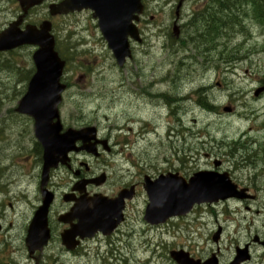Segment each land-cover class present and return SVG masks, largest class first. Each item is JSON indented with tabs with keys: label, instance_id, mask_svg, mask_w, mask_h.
Segmentation results:
<instances>
[{
	"label": "rangeland",
	"instance_id": "1",
	"mask_svg": "<svg viewBox=\"0 0 264 264\" xmlns=\"http://www.w3.org/2000/svg\"><path fill=\"white\" fill-rule=\"evenodd\" d=\"M172 1H147L146 15L140 25L142 43L134 47L133 60L123 68L116 66L90 12L50 19L48 3L29 12L25 20L33 24L46 17L52 22L57 51L67 65L64 83L68 88L62 96L60 109L65 127L76 129L74 127L83 124L95 125L104 135L113 130L108 143L114 150H119L125 143L128 144L126 148H132L131 151L124 150L126 165L138 162L142 169L156 168L154 175L157 170L186 173L192 168L195 169L191 172L194 174L197 170H208L214 161H220L221 171H231L236 179L239 176L240 180L246 181L249 172L245 168L234 172L233 165L239 160L234 158L230 161L226 154L231 150L235 155L243 144L246 150L236 157L244 159L253 154L254 160L256 156L261 158L256 151L259 143H264V93L254 98L253 92L260 86L259 78L264 75V52H260L264 38L248 23L250 37L235 36L229 48L218 53L212 48L205 51L209 43L197 41L195 29L189 26L193 11L198 13L199 9L196 1L187 0L181 12L184 26L180 37L177 41L172 37L170 42L168 36L173 13L167 5ZM19 13L16 0H0V29L15 20ZM237 45L246 52L250 51L248 59L227 72H222V66L215 69L218 56L226 59L229 65L234 63L231 61L232 49ZM253 50L257 53L252 54ZM33 52L32 48H23L0 54V167L11 182L10 191L16 193L22 184L30 196L28 201L33 196L34 204L38 202L37 174L32 173V168L26 172V166L20 163L26 159L21 145L27 137L31 139L32 128L28 120L12 115L20 91L27 78L31 77ZM167 70L173 73V81L161 82ZM200 88L208 89L209 96L208 93L204 96L216 106L214 113L206 112L200 103L202 109L198 107L195 97L189 95ZM167 89L178 98L170 108L159 107L147 97V93H163ZM185 96L190 101L182 100ZM167 109H172L173 115L167 114ZM128 129V134L121 133ZM167 130L170 134L174 130L171 140L166 137ZM235 143L238 145L236 148ZM178 151L188 152L192 157L190 160H194L183 161L178 157ZM11 154L16 156L9 157ZM185 164L188 168L183 171ZM110 166L108 172L114 177L122 173V167H126L112 163ZM136 173L137 169L131 166V180L135 179ZM258 185V199L248 205L251 208L249 212L243 205L232 204L228 210L216 208L215 215L209 211L202 212L201 216L194 213L184 221H171L163 229L152 230L143 224L145 198L139 193L128 208V223L122 235L114 238L110 246L101 243L97 249L92 246L87 256L65 257L55 243L44 264H148L149 259L150 264H174L169 258V252L174 249H182L199 259L209 258L211 253L218 251L219 264H227L233 257L235 246L251 241L254 235H264V179L258 180ZM23 200L20 195L10 200L14 216L18 219L26 217L32 207L24 205L27 200ZM218 227L222 229V235L216 245L212 237ZM262 255L260 249L253 247L248 264H264ZM60 258L63 259L57 261Z\"/></svg>",
	"mask_w": 264,
	"mask_h": 264
},
{
	"label": "water",
	"instance_id": "2",
	"mask_svg": "<svg viewBox=\"0 0 264 264\" xmlns=\"http://www.w3.org/2000/svg\"><path fill=\"white\" fill-rule=\"evenodd\" d=\"M43 1L19 0L21 6L26 8L38 5ZM81 10L93 12L92 16L97 19L100 32L115 56L128 55L126 37L134 38L135 36L132 22L137 21L136 14L141 12L140 0H64L58 6H51L50 14L60 15ZM23 12L26 13L25 8H23ZM20 22L21 20H18L13 23L7 31L0 35V51L27 44L40 48L33 57L37 74L30 83L26 96L20 102L19 109L20 112L34 117L35 136L44 149V156L48 160H53L54 156H65L72 149L73 145L71 146L70 143L72 136L81 133L69 131L67 133L72 134H66L61 138L56 134V130L59 131V128L54 127L53 130L48 126L47 121H51L52 117L56 116L60 93L64 89L58 85L62 64L53 52L54 40L49 34L50 24L43 23L39 30L28 26L24 32H20L17 29ZM263 90L264 88L260 91ZM146 190L150 202L146 210V220L149 222L157 220L164 222L172 216L184 215L190 211L194 204L216 203L228 198L241 200L246 198L244 192L236 190L226 174H198L190 179L188 184L179 180L168 187L159 181L147 186ZM171 257L178 264H192L186 260V255L182 253H171ZM244 259V255L238 257L235 264ZM212 264H216V262L214 261Z\"/></svg>",
	"mask_w": 264,
	"mask_h": 264
},
{
	"label": "flooded vegetation",
	"instance_id": "3",
	"mask_svg": "<svg viewBox=\"0 0 264 264\" xmlns=\"http://www.w3.org/2000/svg\"><path fill=\"white\" fill-rule=\"evenodd\" d=\"M196 33V38L198 40H203V35ZM161 105V103H158ZM88 124H83V126H87ZM98 137L87 139L85 140L84 137L82 139L84 142L79 141L78 146H82L84 144L85 146H88L87 149H92L93 154H88L84 151H80L78 153V156L76 154H71L68 162L61 167L60 170H65L66 173H69L71 177H73L72 183H64L65 192L64 194L67 195V198L70 200L68 202L62 203L61 211H59V215L57 219L55 218V221L52 223L51 221H48V230L50 232V237L52 240V236L55 238V240H60L61 234L72 230V227L76 224L75 220H70L68 215L70 214V211L73 209L74 205L79 199H83L86 204V210L87 206H90V198L95 195L96 189L93 185H86L85 188H81L80 186L82 184L88 183L91 180L101 178L103 175V180L105 181L104 185L107 187V185L112 184L113 186L115 184V179H111V176L109 175V178L105 176V170L101 169V164L104 163L105 157H107L109 154L113 152V146H110L109 148H106L103 146L102 141H105V138L110 134L111 131L108 132L107 135H104L102 131H98ZM112 156H115L112 154ZM108 183V184H106ZM79 185L80 191H78L76 188ZM121 187H117V191H122L125 189H129L130 187H134L135 189L138 187V184L127 183L120 185ZM102 189V188H101ZM99 189V190H101ZM116 195V194H115ZM115 195L110 196V198H114ZM15 225H13L12 228H14L13 233L15 234L16 238H20L24 241L28 225L30 222V218H21L18 220ZM124 224V223H123ZM121 225V227L123 226ZM119 231V229L117 230ZM100 236H95V238L92 241H97V239ZM79 240V238H76ZM80 246L73 252H76L80 247L85 246L88 244V241L86 239L79 240ZM33 258V256H29Z\"/></svg>",
	"mask_w": 264,
	"mask_h": 264
},
{
	"label": "trees",
	"instance_id": "4",
	"mask_svg": "<svg viewBox=\"0 0 264 264\" xmlns=\"http://www.w3.org/2000/svg\"><path fill=\"white\" fill-rule=\"evenodd\" d=\"M214 3H217L214 0ZM233 0L232 6L235 10L240 8V15L242 16L243 21L246 17L250 18L256 25H258L263 33H264V0ZM229 2V0H228ZM216 11L212 15H208L210 23L212 27L210 28V34L214 35L216 38L220 35L221 31L227 30L229 28H233L234 23H231V19L235 20L236 15L233 11H231V6L225 7L227 10L224 12L222 8L216 4ZM224 8V7H223ZM211 16V18H210ZM219 20H222L221 22ZM264 80V78L262 79ZM264 82V81H262ZM205 93H208V89H200L196 92L199 96L198 104L200 103L202 108L206 109L209 112H213L215 110L213 104L209 102L204 96ZM208 98V97H207Z\"/></svg>",
	"mask_w": 264,
	"mask_h": 264
},
{
	"label": "bare ground",
	"instance_id": "5",
	"mask_svg": "<svg viewBox=\"0 0 264 264\" xmlns=\"http://www.w3.org/2000/svg\"><path fill=\"white\" fill-rule=\"evenodd\" d=\"M209 18V17H208ZM210 18H211V16H210ZM210 21H211V19H210ZM220 22L222 21V20H219ZM203 40L205 41V42H208L209 43V39L207 38V37H205V36H203ZM207 48V47H206ZM205 48V49H206ZM219 52V51H218ZM220 54H221V52H220ZM233 56H234V53H233ZM232 56V58H231V61L232 62H235V59H234V57ZM223 60V62L225 63V64H227V65H229L230 63L226 60V59H222ZM157 106L158 105H160V104H156ZM1 117V116H0ZM9 148V147H8ZM7 150H9V149H7ZM10 176V175H9ZM12 179H13V177H12ZM10 180V179H9ZM11 185V184H10ZM12 186V185H11ZM134 229V228H133ZM137 229V228H136ZM130 231V230H129ZM132 232V231H131ZM135 232V231H134ZM125 233V232H124ZM127 233V232H126ZM137 233V232H136ZM128 236V235H127ZM153 239V238H152ZM156 246V245H155ZM112 250V249H111ZM221 253V252H220ZM115 254V253H114ZM221 254H223V253H221Z\"/></svg>",
	"mask_w": 264,
	"mask_h": 264
}]
</instances>
